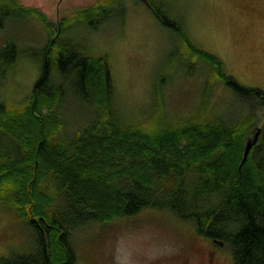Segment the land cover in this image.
<instances>
[{
  "label": "trees",
  "instance_id": "16d2710c",
  "mask_svg": "<svg viewBox=\"0 0 264 264\" xmlns=\"http://www.w3.org/2000/svg\"><path fill=\"white\" fill-rule=\"evenodd\" d=\"M147 5L179 38L186 56L210 65L212 79L239 100L256 101L264 113L262 90L230 76L224 62L195 46L162 5L152 0ZM18 16L43 23L50 39L27 105L16 109L0 102V195L11 201L34 237V252L0 257V264H77L68 242L73 231L146 210L169 211L192 223L200 237L227 247L234 264H264V114L239 122L212 119L206 96L200 115L171 120L162 105L163 79L156 86V109L144 121L122 124L113 113L108 57L65 41L63 23L56 32L40 11L0 0V28ZM110 17L109 8L95 5L64 20L97 29ZM20 56L16 44L8 43L0 51L2 70L14 68ZM66 84L75 100L97 110L88 126L68 140L58 138L65 127L61 99Z\"/></svg>",
  "mask_w": 264,
  "mask_h": 264
},
{
  "label": "rangeland",
  "instance_id": "374dc122",
  "mask_svg": "<svg viewBox=\"0 0 264 264\" xmlns=\"http://www.w3.org/2000/svg\"><path fill=\"white\" fill-rule=\"evenodd\" d=\"M16 1L43 13L56 32L63 23L65 41L85 47L93 56L108 57L113 113L122 124L144 121L156 109V86L163 79L162 105L171 120L200 115L206 96L212 119L239 122L264 114L256 101L239 100L224 83L212 79L210 65L186 56L179 38L147 5L149 0ZM152 1L183 26L195 46L221 59L241 85L264 92V0ZM95 5L111 11L97 29L64 20L77 9ZM49 39L46 26L32 17H14L0 28V51L15 43L21 52L14 68L3 71L0 63V102L16 109L27 105ZM65 90V127L58 138L68 140L88 126L97 110L77 101L71 85ZM10 203L0 195V257L34 252L33 233ZM68 242L77 264H234L227 247L200 237L192 223L169 211L146 210L133 218L89 223L73 231Z\"/></svg>",
  "mask_w": 264,
  "mask_h": 264
},
{
  "label": "water",
  "instance_id": "95a60500",
  "mask_svg": "<svg viewBox=\"0 0 264 264\" xmlns=\"http://www.w3.org/2000/svg\"><path fill=\"white\" fill-rule=\"evenodd\" d=\"M259 135H260V132L256 135V137L254 138V140H252V142L248 143V146H247V149H246V152H245V159H246L250 149L252 148V145L258 140Z\"/></svg>",
  "mask_w": 264,
  "mask_h": 264
}]
</instances>
